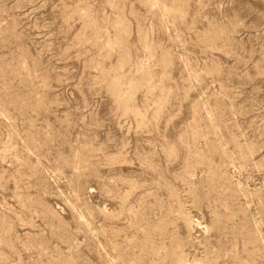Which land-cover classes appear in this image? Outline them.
<instances>
[{"label": "rangeland", "instance_id": "rangeland-1", "mask_svg": "<svg viewBox=\"0 0 264 264\" xmlns=\"http://www.w3.org/2000/svg\"><path fill=\"white\" fill-rule=\"evenodd\" d=\"M0 264H264V0H0Z\"/></svg>", "mask_w": 264, "mask_h": 264}]
</instances>
